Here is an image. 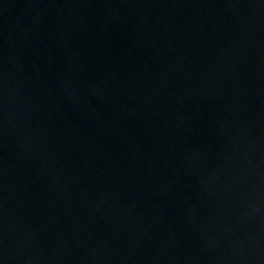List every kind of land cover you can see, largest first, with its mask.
<instances>
[{
    "label": "water",
    "instance_id": "1",
    "mask_svg": "<svg viewBox=\"0 0 264 264\" xmlns=\"http://www.w3.org/2000/svg\"><path fill=\"white\" fill-rule=\"evenodd\" d=\"M0 264H264V0H0Z\"/></svg>",
    "mask_w": 264,
    "mask_h": 264
}]
</instances>
